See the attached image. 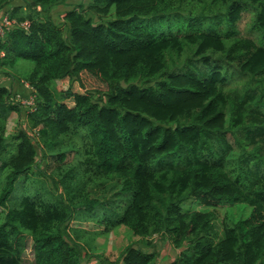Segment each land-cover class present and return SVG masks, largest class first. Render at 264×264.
Returning <instances> with one entry per match:
<instances>
[{"label":"trees","instance_id":"trees-1","mask_svg":"<svg viewBox=\"0 0 264 264\" xmlns=\"http://www.w3.org/2000/svg\"><path fill=\"white\" fill-rule=\"evenodd\" d=\"M14 1L0 0L14 20L0 76L28 81L36 110L0 85V264H25L27 238L31 264H264V0ZM21 59L33 67L17 75ZM12 111L27 127L9 139ZM113 182L115 198L100 194ZM223 201L250 213L220 219ZM119 225L139 237L119 258L89 252L98 239L80 232Z\"/></svg>","mask_w":264,"mask_h":264},{"label":"rangeland","instance_id":"rangeland-1","mask_svg":"<svg viewBox=\"0 0 264 264\" xmlns=\"http://www.w3.org/2000/svg\"><path fill=\"white\" fill-rule=\"evenodd\" d=\"M80 1L81 0H71L70 1L71 6L79 3ZM71 6H64L61 8L59 7L58 9L55 8L54 9L55 11L53 12V18L56 21L61 22L64 19L63 18V12L65 11V9L70 8ZM9 17L11 18L10 15H9ZM251 20H252V13L249 11L243 12L242 18L237 23L240 35L252 36V34L250 33V30H249L251 27ZM32 67H33V64L31 61L21 59V60L17 61L15 68H14L15 70H13V71L15 73H17V75H23V74H26L28 71H30V69ZM26 84H28L29 87L32 88V85L28 81H26L25 85ZM54 85L59 91H62V92H65L69 88H71V90H74V91L75 90L80 91V92L83 91V88L81 87L79 82L75 81L73 84H71L68 79L55 80ZM68 103L72 104V102H70V101ZM20 126L21 127H27L26 121L19 122L17 112L12 111V113H10L8 116V122L6 125V131H7L6 133H7L9 139H11V137L16 133L17 128H20ZM36 135H37V133H36ZM15 151H16V145L15 144L10 145L8 147V149L4 152V154L2 156V161H7ZM114 183H116V182L111 183V185H109L107 191L102 192L100 194L105 193L108 197L115 198V196L117 195V193L120 190V186H118ZM91 190H94V192L98 193L101 191V188L92 186ZM15 191L16 192H14L12 195V199H11L12 202L13 201L15 202L16 197L24 193V187L21 184H18V185H16ZM188 207L189 206L186 204L185 208H188ZM191 207L194 210H202V209L206 208L200 202H194ZM216 211H217V213H218L217 215L219 216L220 219H223L225 217H229L232 215H233V218L239 219V218H241V216L244 217L250 213L249 209L247 207H245V205L233 204V203H230L227 201L221 202L220 205H218V207L216 208ZM70 225L71 226H81V227H84V228H86L88 230H92V231L102 229V226L100 224L98 225V223L93 222V221H90V222L84 221L82 223H79L76 219L74 221H71ZM96 233L97 232H90V234H89L88 232H80L83 239H85V238H94L95 240L98 239V243L95 242V246H96L95 249L89 251L91 254H94V255L96 254V255H99L103 258H109L110 260H115V259L119 258L121 256V252L125 249V247L128 244L139 239V237H136L133 235L130 228H128L127 226H124V225L115 226L114 230H112L111 232L109 231L105 234L101 233V235H100V234H96ZM156 241L158 242L157 247L159 249V258H158L159 261L168 262V261H172L173 259H175V257L179 253V250L176 249L175 247H173L170 244L168 239L161 238V239H156ZM24 246L26 249L24 248L25 250H23V252H22L21 260L25 264L26 263L31 264L34 261V253H33L32 247H31V239L30 238L26 239V244ZM97 259H98V257H93L89 261H86V264H95Z\"/></svg>","mask_w":264,"mask_h":264},{"label":"built area","instance_id":"built-area-1","mask_svg":"<svg viewBox=\"0 0 264 264\" xmlns=\"http://www.w3.org/2000/svg\"><path fill=\"white\" fill-rule=\"evenodd\" d=\"M13 21L8 13H3L0 16V39L6 34V32L11 29ZM26 83V82H25ZM27 87H29L28 84H26ZM25 85V86H26ZM30 88V87H29ZM30 90H34L33 87L30 88ZM16 97L18 99V102L20 101L22 106L29 108L30 111H34L36 108V95L32 92L29 95H22L21 93H17ZM19 102V103H20Z\"/></svg>","mask_w":264,"mask_h":264},{"label":"crops","instance_id":"crops-1","mask_svg":"<svg viewBox=\"0 0 264 264\" xmlns=\"http://www.w3.org/2000/svg\"><path fill=\"white\" fill-rule=\"evenodd\" d=\"M14 5L20 6V5H24V0H16L13 3H11L10 5H8V7H12ZM3 13V11H0V16ZM0 85H5L7 87L12 88V90L14 92H19L23 95H28L30 92V88L25 86V84L18 80H15L11 77H5V76H0ZM23 122V121H22Z\"/></svg>","mask_w":264,"mask_h":264},{"label":"clouds","instance_id":"clouds-1","mask_svg":"<svg viewBox=\"0 0 264 264\" xmlns=\"http://www.w3.org/2000/svg\"><path fill=\"white\" fill-rule=\"evenodd\" d=\"M3 13H6V12H3ZM3 13H2V14H3ZM25 82H26V81H24L23 83L25 84ZM32 87H33V86H32ZM33 89H34V88H33ZM31 92H32L33 94H35V93H34V90H33V91L30 90L29 94H30ZM16 94H17V93H15V95H16ZM29 94H28V95H29ZM22 95H23V94H22ZM35 95H36V94H35ZM24 96H26V95H24ZM18 103H19V102H18ZM23 107H24V106H23ZM28 110H29V108H28ZM35 110H36V108H35ZM29 111H30V110H29Z\"/></svg>","mask_w":264,"mask_h":264}]
</instances>
